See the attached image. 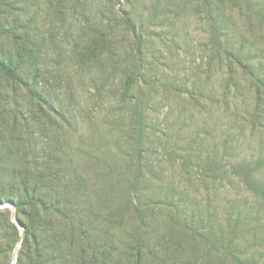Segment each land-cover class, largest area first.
<instances>
[{
	"label": "rangeland",
	"instance_id": "obj_1",
	"mask_svg": "<svg viewBox=\"0 0 264 264\" xmlns=\"http://www.w3.org/2000/svg\"><path fill=\"white\" fill-rule=\"evenodd\" d=\"M25 11L34 96L0 149V198L36 185L45 209L0 204V264L25 225L58 240L55 264H134L137 246L142 264H264V195L242 172L264 185V0Z\"/></svg>",
	"mask_w": 264,
	"mask_h": 264
},
{
	"label": "trees",
	"instance_id": "obj_2",
	"mask_svg": "<svg viewBox=\"0 0 264 264\" xmlns=\"http://www.w3.org/2000/svg\"><path fill=\"white\" fill-rule=\"evenodd\" d=\"M26 5L27 0H0V149L6 146V142L12 141L18 119L26 120L29 101L34 96L31 68L36 61V44L32 37L30 21L25 18ZM20 13L24 16L20 17L18 15ZM126 22L132 27L129 17H126ZM130 84L129 82L125 87L126 91ZM242 172H245L244 179L250 189L264 195V185L254 182L246 169ZM22 186L24 196L21 200L14 199L11 189L2 186L4 195L0 198V204L9 202L16 208V211H22L25 205H30L37 213H41L40 207L45 206L41 191L36 185L31 186L24 183ZM0 212L10 213L8 207ZM24 232L25 236L17 264H55V261L58 262L61 258L58 240L46 241L44 235L36 237L29 225H25ZM32 244L35 248L34 256L31 258L29 250ZM142 259L141 248L137 246L134 264H142ZM238 264L241 263L238 262Z\"/></svg>",
	"mask_w": 264,
	"mask_h": 264
},
{
	"label": "water",
	"instance_id": "obj_3",
	"mask_svg": "<svg viewBox=\"0 0 264 264\" xmlns=\"http://www.w3.org/2000/svg\"><path fill=\"white\" fill-rule=\"evenodd\" d=\"M6 205H8V204L7 203L2 204V206H6ZM16 221L19 222L17 219H16ZM21 242H22V240H21Z\"/></svg>",
	"mask_w": 264,
	"mask_h": 264
}]
</instances>
